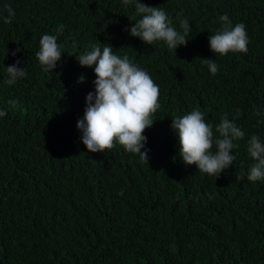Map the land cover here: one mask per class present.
Returning a JSON list of instances; mask_svg holds the SVG:
<instances>
[{
	"label": "trees",
	"instance_id": "obj_1",
	"mask_svg": "<svg viewBox=\"0 0 264 264\" xmlns=\"http://www.w3.org/2000/svg\"><path fill=\"white\" fill-rule=\"evenodd\" d=\"M139 2L162 7L177 30L183 13L187 45L174 51L131 37L135 6L121 0H0V264H264V181L247 179V141L264 142V0ZM5 5L15 12L9 24ZM224 14L246 25L247 53L211 52ZM43 34L61 45L52 73L35 56ZM97 43L159 86L144 132L148 165L118 144L90 153L81 142L77 121L96 77L76 56ZM16 61L27 76L9 86L6 67ZM196 108L214 129L226 113L245 133L219 177L178 156L171 119Z\"/></svg>",
	"mask_w": 264,
	"mask_h": 264
},
{
	"label": "clouds",
	"instance_id": "obj_2",
	"mask_svg": "<svg viewBox=\"0 0 264 264\" xmlns=\"http://www.w3.org/2000/svg\"><path fill=\"white\" fill-rule=\"evenodd\" d=\"M121 2L125 7L132 4L135 6V23L131 22L132 26L125 29L131 37L139 38L150 46L163 41L174 51L178 46L187 45L189 40L186 37L192 29L187 18L180 19L183 13L177 15L180 29L177 30L162 7H151L139 0ZM5 10L8 15L3 17V22L9 24L15 12L11 5H5ZM219 19L223 23L222 29L208 37L211 52L220 56L247 53L249 38L246 25L241 22L233 26L227 14ZM63 28L60 25L58 32H62ZM18 51L19 48L11 55L15 56ZM62 55L58 37L43 34L35 54L42 71L52 73ZM76 59L82 68H92L96 77L95 92L87 94L83 118L77 121L83 145L88 152L98 153L111 150L118 144L126 152L138 155L148 165V150L145 149L147 138L144 132L153 126L155 121L152 117L160 107L158 84L127 55L121 57L115 54L110 45H103L102 48L100 43L91 45L90 50L77 55ZM201 60L211 74L218 72L214 60ZM19 64L20 61H16L6 67L5 84L12 86L26 78L27 68L22 69ZM78 82L84 83L85 77L81 75ZM9 104L15 107L17 101H9ZM6 115V111L0 110V117ZM171 120V128L178 137V156L182 163L195 165L199 173L216 177L233 165L236 156L232 150L237 147L234 141L243 139L245 133L226 113L220 117L215 129L206 122L204 113L198 108ZM247 152L253 160L247 172L248 181H264V142L257 135H252L247 141ZM243 178L242 174L239 179Z\"/></svg>",
	"mask_w": 264,
	"mask_h": 264
},
{
	"label": "rangeland",
	"instance_id": "obj_3",
	"mask_svg": "<svg viewBox=\"0 0 264 264\" xmlns=\"http://www.w3.org/2000/svg\"><path fill=\"white\" fill-rule=\"evenodd\" d=\"M255 243L258 244V242H255ZM260 245H262V243Z\"/></svg>",
	"mask_w": 264,
	"mask_h": 264
}]
</instances>
